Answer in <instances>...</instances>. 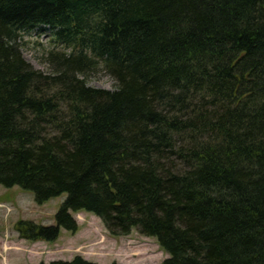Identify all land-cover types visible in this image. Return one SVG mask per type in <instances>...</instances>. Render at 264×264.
I'll use <instances>...</instances> for the list:
<instances>
[{"label":"trees","instance_id":"16d2710c","mask_svg":"<svg viewBox=\"0 0 264 264\" xmlns=\"http://www.w3.org/2000/svg\"><path fill=\"white\" fill-rule=\"evenodd\" d=\"M39 26L49 74L17 42ZM0 185L66 195L29 242L88 212L162 264H264V0H0Z\"/></svg>","mask_w":264,"mask_h":264},{"label":"rangeland","instance_id":"374dc122","mask_svg":"<svg viewBox=\"0 0 264 264\" xmlns=\"http://www.w3.org/2000/svg\"><path fill=\"white\" fill-rule=\"evenodd\" d=\"M20 36L17 42L25 60L36 70L49 74L46 58L55 48L50 33L33 31ZM85 80L92 88L107 91L116 88V82L103 68ZM65 200L66 195H62L39 205L32 192L0 185V264H49L71 262L77 257L96 264H162L168 258L155 240L136 231L128 237L113 238L98 217L85 212L73 214L79 231L73 234L64 230L56 242H29L20 238L16 226L21 221L55 226L56 215Z\"/></svg>","mask_w":264,"mask_h":264}]
</instances>
